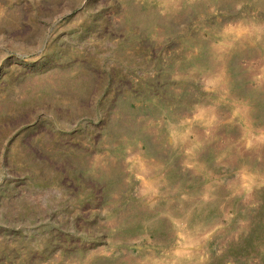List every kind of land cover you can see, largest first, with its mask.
<instances>
[{"label": "rangeland", "instance_id": "obj_1", "mask_svg": "<svg viewBox=\"0 0 264 264\" xmlns=\"http://www.w3.org/2000/svg\"><path fill=\"white\" fill-rule=\"evenodd\" d=\"M0 264H264V0H0Z\"/></svg>", "mask_w": 264, "mask_h": 264}]
</instances>
